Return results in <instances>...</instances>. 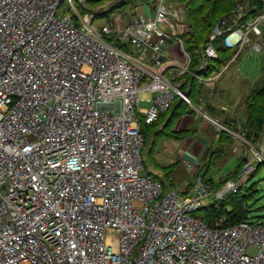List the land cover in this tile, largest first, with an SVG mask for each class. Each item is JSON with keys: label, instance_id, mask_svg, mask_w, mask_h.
<instances>
[{"label": "built area", "instance_id": "1", "mask_svg": "<svg viewBox=\"0 0 264 264\" xmlns=\"http://www.w3.org/2000/svg\"><path fill=\"white\" fill-rule=\"evenodd\" d=\"M88 1L0 0V264H264V223L210 226L194 216L210 196L238 191L264 163V142L218 124L245 161L217 188L191 164V185L174 190L141 174L140 103L150 124L175 96L189 102L164 65L170 42L185 51L184 10L147 0L153 9L128 8L95 27L78 8ZM243 13L237 4L232 24L213 30L193 74L206 80L215 37L246 46L264 24V0L255 18ZM261 50L256 40L248 52Z\"/></svg>", "mask_w": 264, "mask_h": 264}, {"label": "crops", "instance_id": "2", "mask_svg": "<svg viewBox=\"0 0 264 264\" xmlns=\"http://www.w3.org/2000/svg\"><path fill=\"white\" fill-rule=\"evenodd\" d=\"M255 36L254 42L256 40L259 42L260 36L258 34ZM166 51L170 59L166 65L167 69L177 76L174 81L182 85L181 90L190 100L186 104L179 100L174 101L170 111L164 114L158 125L155 126V139L157 136H161L162 146L159 150L164 152L162 155L158 154L165 161H172L171 158L176 157V161L184 162L185 166L191 163L198 169L209 159L207 153L212 150L216 152L217 162L236 161L234 166L236 168L243 158V148L237 154L238 151H234V147L238 142L233 137V139H222L218 124L224 125L230 130H239L246 119L245 98L256 80L249 79L247 73L244 72L246 64L241 60V53L238 57L236 55L231 58L233 60L230 64H228L229 62L225 65L221 64V67L214 70L211 75V77L214 76L213 79L202 80L193 73V79L179 76L181 68L184 66L182 59H185L186 51L173 42H170ZM224 66L227 68L223 69ZM219 71L222 72L220 77H217ZM170 73L168 79H172ZM185 82L186 84H184ZM148 105L139 107L138 120L143 119V111ZM153 142L154 139L151 140V143ZM261 144L260 142L259 147ZM151 146L153 149V144ZM216 161L214 164L217 163ZM171 164L174 165L176 162ZM167 166L171 167V165ZM235 168L227 175L214 179L210 174L211 169L205 178H212V181L216 183L224 176H230ZM190 175L192 176V174Z\"/></svg>", "mask_w": 264, "mask_h": 264}, {"label": "trees", "instance_id": "3", "mask_svg": "<svg viewBox=\"0 0 264 264\" xmlns=\"http://www.w3.org/2000/svg\"><path fill=\"white\" fill-rule=\"evenodd\" d=\"M116 1V0H115ZM140 0H127L134 6ZM178 5L185 12V25L187 31L181 35L180 39L183 43V48L189 56L190 62L187 67V72L181 74V76H186L192 78L194 70L200 64L202 59V49L210 41V35L215 28L232 24V20L236 18V7L237 4H242L244 7V17L243 21L251 20L258 16L263 10V0H178ZM105 0H89L86 2L85 6L79 5L78 8L81 13H85L88 10L99 7L103 5ZM99 14H106L108 9L101 8ZM109 17V16H108ZM107 17V18H108ZM224 21V24L222 22ZM226 22V24H225ZM215 50L218 53L216 59L211 60L210 66L207 71L200 73L199 76L211 77L212 72L219 67L221 64H227L231 58L236 55V52H229V48H226L223 44V37H215L211 40ZM127 52H131V48L126 44H119ZM240 52L237 54L239 56ZM219 71L218 73H220ZM202 76V77H203ZM193 79V78H192ZM186 84V82L184 83ZM182 86V85H181ZM180 88L182 89V87ZM183 92V91H182ZM184 93V92H183ZM179 100L186 104L181 97L175 96L170 103L168 109L159 114L157 120L147 124L144 119L138 120L139 130L143 136V145L151 140L154 136L155 126L158 125L160 118L170 111L174 101ZM190 100V98H189ZM245 104L247 108V115L243 125L240 130L243 132L245 139L253 146H258L260 142H264V79L257 80L249 93L245 98ZM138 119V118H137ZM224 126V125H223ZM228 128V127H227ZM220 137L232 138V136L224 130L220 129ZM233 139V138H232ZM155 142V141H154ZM154 142L152 144H154ZM257 144V145H256ZM152 149V146L150 147ZM209 153V152H208ZM207 153V158L209 159L199 166L197 175H201L204 179L208 176L209 172L213 167L216 157L215 151L210 150ZM142 159V158H141ZM143 161V160H142ZM245 161L241 159L235 171L230 176H224L220 181L214 183L212 178L206 179L213 187H219L220 184L229 180L235 176L236 171L240 165ZM263 164V163H262ZM262 164H259L255 172L258 171ZM169 167V166H168ZM205 168V169H204ZM254 172V173H255ZM253 173V174H254ZM156 179V178H155ZM242 187L240 186L236 193H227L220 200H214L211 203H207L201 209H199L194 216L200 220L213 226L214 221L218 218L223 220V224L226 226L234 225L242 221L248 220L247 212H249L248 200L250 194L243 195L241 193ZM261 223V222H257Z\"/></svg>", "mask_w": 264, "mask_h": 264}, {"label": "rangeland", "instance_id": "4", "mask_svg": "<svg viewBox=\"0 0 264 264\" xmlns=\"http://www.w3.org/2000/svg\"><path fill=\"white\" fill-rule=\"evenodd\" d=\"M109 1L111 0H105V3ZM116 1H117V5L110 11H107L106 14H99L103 12H100L98 10L99 9L98 7L87 11L88 13H92L94 15L93 25L95 27L104 24L105 22H107L109 18H112L113 16H118L123 14V12L128 8L134 11L136 10L137 7L138 11H140L141 13H145V9H143L142 6V4H144V6L148 5L153 9V1L148 2L149 0L148 1L140 0L134 6H131V4L127 2V0H116ZM178 3H179L178 0H165V5L167 7H173V8L178 7L177 9L182 10V8L178 5ZM66 9H67V4L63 2L57 12V15H60L61 13L65 12ZM174 22L178 23L179 25L183 24L180 20H175ZM159 26L165 28L164 25L162 24H160ZM165 30L167 31V33H170L169 29L165 28ZM256 34L260 36L259 42L262 45V50L260 52L249 53L248 51L254 42ZM229 52L241 53V60L246 64V71L244 72L247 73L249 79H253L256 81L260 79H264V24L260 23L248 35L247 44L244 48L229 49ZM165 56H166V62L164 65H167V63L170 60L168 58L167 51L165 52ZM211 60L209 62H211ZM146 62L148 65H152V63L149 60H147ZM184 62L185 61L182 59V64H184ZM228 62H229L228 64H230V61ZM164 76L165 77L170 76L168 71L164 74ZM204 79H207V77H204ZM151 95L152 94L150 92L144 91L141 93V98L146 99ZM147 105H148L147 102L143 101L140 103L139 107H146ZM153 139L155 142L153 144V150L150 151V147L152 145L151 140ZM151 140L147 142L145 145H143L141 151V157L143 160L142 161L143 169L141 170V174L153 176L154 178H156V180H158L162 184L164 191L177 189L178 185H183L187 183L191 185V182L193 181V175L191 176L190 175L191 173L189 174L188 166H185V163L182 161H176V157H172L171 158L172 161L163 160L159 155V154L161 155L164 154L163 150L162 151L159 150V148L162 146L160 143L161 136H157L155 139V135H154L151 137ZM238 153L239 152H237V154ZM173 162H176V164L172 165L171 163ZM235 164L236 161H218L216 164L212 166L213 168L210 171V174H212L213 179L219 178L222 175H227L229 172L234 170ZM167 165H171V167H168ZM214 169H215V174H214L215 176L213 175ZM191 170L194 171L195 167L192 166ZM241 187H242L241 193L243 195L248 193L250 194V198L248 200L249 212L247 213L248 214L247 221L264 223V163L261 165L258 171H256L249 178L245 179V181L241 184ZM214 200L215 197L212 195L207 199L206 202L211 203Z\"/></svg>", "mask_w": 264, "mask_h": 264}, {"label": "water", "instance_id": "5", "mask_svg": "<svg viewBox=\"0 0 264 264\" xmlns=\"http://www.w3.org/2000/svg\"><path fill=\"white\" fill-rule=\"evenodd\" d=\"M117 5V1L111 0L107 3V9L111 10Z\"/></svg>", "mask_w": 264, "mask_h": 264}]
</instances>
